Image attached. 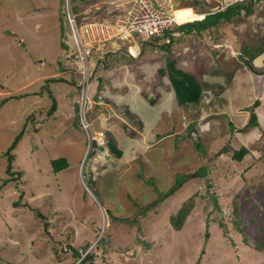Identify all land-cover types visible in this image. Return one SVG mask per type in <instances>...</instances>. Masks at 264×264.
<instances>
[{
  "label": "rangeland",
  "instance_id": "374dc122",
  "mask_svg": "<svg viewBox=\"0 0 264 264\" xmlns=\"http://www.w3.org/2000/svg\"><path fill=\"white\" fill-rule=\"evenodd\" d=\"M107 1L0 0V185L8 179L7 150L22 132L11 151L12 169L21 171V178L0 189V264H74V250L85 255L89 249L95 257L87 264H264V251L255 250L253 238H242L230 221L233 200L243 199L259 206L264 228V184L262 191L256 185L264 181V163L245 170L255 155L264 153V116L258 111L260 107L264 110V53L259 56L261 62L251 61L260 72L256 74L241 56L264 50V0L232 6L214 17H205L220 10L215 3L207 4L210 0H175L180 5L176 11L197 14L200 17L192 19L208 23L194 39L192 34H182L170 46L160 39L110 43L102 56L107 61L96 65L89 88L90 92L101 82L86 116L87 136L74 112L78 75L65 58L69 42L64 49L62 13L71 3L78 18L86 11L91 16L89 13ZM102 11L98 8L95 14L101 18ZM187 22L176 23L171 35L176 38ZM117 49L125 50L110 54L115 57L109 59L108 54ZM88 58L91 61L93 55ZM102 60L98 62L104 63ZM167 61H175L176 67L191 74L203 91H212L222 107L234 95L233 108L239 106L248 119L255 113L257 126L232 133L236 141L246 142L251 153L244 157L247 163L232 160L228 150L216 154L210 165L204 156L200 158L199 144L212 143L207 152L211 156L231 141L227 123L240 126L230 116L229 121L223 118L227 116L212 120L215 116L197 112V105H177L167 92L166 72L158 73ZM206 73L220 82L206 78ZM239 79L243 93L237 85ZM226 84L222 98H217ZM112 97H118L119 103L110 101ZM169 98L172 121L164 114L166 108L153 121L152 108ZM246 100H250L249 106ZM96 105L103 114L100 119ZM140 121L146 131L140 128ZM192 131L202 137L196 148L189 137ZM252 134L255 136L248 140ZM92 139L100 148L95 155L96 147L89 153L88 140ZM113 141L122 152L119 158L106 146ZM58 158H64L68 166L56 174L50 161ZM143 160L151 167L146 166L148 172L138 169ZM200 164L208 169H201ZM198 167L196 174L209 175L206 183L205 177L194 178L168 198L158 195L173 185L174 173L191 174ZM250 185L261 193L252 194ZM190 202L182 228L175 230L170 216ZM107 210L118 219L111 221ZM35 211L46 217L47 231ZM245 217L243 233L263 238L264 234L251 231L252 224ZM101 237L100 249L95 250Z\"/></svg>",
  "mask_w": 264,
  "mask_h": 264
},
{
  "label": "trees",
  "instance_id": "16d2710c",
  "mask_svg": "<svg viewBox=\"0 0 264 264\" xmlns=\"http://www.w3.org/2000/svg\"><path fill=\"white\" fill-rule=\"evenodd\" d=\"M72 6V4H71ZM236 6V5H234ZM232 7V6H231ZM194 9V8H193ZM191 9L189 11V13H191V11L193 10ZM225 10L221 11V12H218V13H214L212 15H208V16H205V17H214V16H217L219 15L220 13L224 12ZM245 13H247V10H244ZM194 20H198V19H190L189 21L190 22H187V24H185L184 27H180L181 28V32L180 34L174 38L171 33L169 34L168 33V38H169V43L166 45V46H170L174 40H176L177 38L181 37L182 34H192L193 35H197V33H201L202 30H204L206 28V26H208L207 22H203L202 20H198L195 22H192ZM181 24V23H180ZM64 48H66V45H63ZM262 48V47H261ZM264 49V47L262 48ZM125 50V49H124ZM127 50V49H126ZM119 51H121V49H117L115 50L114 52L112 53H109L108 56L110 54H113V53H116L118 54ZM264 51V50H263ZM128 52V51H127ZM131 52V49L129 51V53ZM132 55V53H130ZM259 53L255 54L254 52H243V55L242 58H243V62L245 63V65L247 66V68L252 71V72H256L253 65L251 64V61L255 58L256 55H258ZM248 55V57H247ZM66 60L68 61L69 64H72L74 61L73 59L71 58H68V57H65ZM245 58V59H244ZM103 61V60H102ZM106 59L105 61H103L104 63H101V61L97 62L96 65L98 66H101L103 64L106 63ZM168 64L166 65V68L164 67L163 69H160L158 73H162V72H166L167 74V77L169 79V82H170V86L172 88V91L174 92V97H175V100L177 102L178 105L182 106V105H188V104H192V105H197L199 104V102L201 101L202 99V96H203V87L196 81L194 80L193 76L191 74H189L188 72L184 71L183 69H180V68H177L175 66V61H167ZM96 65H95V71H96ZM207 70H204L203 72H206ZM98 89L99 88H95L93 90L90 89V92H89V96H90V99L91 100H96L97 98V94H98ZM79 92V91H78ZM151 103V102H150ZM256 105H258L257 101L254 103ZM55 105L56 103L54 102L52 108L53 110L55 109ZM52 108L50 109L49 112H52ZM78 111V106H76L74 104V112H77ZM79 122V120H78ZM141 122V121H140ZM257 121H256V117H255V113L254 112H251V114L249 115V119H248V122L244 125V127L242 129H236L234 130V126L232 123H228V128H227V131L229 133H235L237 134V132L247 128V127H250V126H257L256 125ZM80 125V122L78 123ZM140 124V123H139ZM81 127V126H80ZM141 129H143V131L145 130L144 128V125L143 123L141 122V126H140ZM232 128V129H231ZM83 129V128H81ZM209 129H207V132H208ZM83 131H85L83 129ZM235 131V132H234ZM21 133H19L15 138L14 140L12 141V143L10 144L8 150H7V161H6V168H5V174L8 176V179H4L2 184L0 185V189L2 188V186H4L6 183L8 182H11V181H18L20 180L21 178V175H22V172L21 171H13V167H12V161H13V154H11V151L15 148V146L17 145L19 139L21 138ZM88 136V135H87ZM232 136L235 138L234 141L231 142V144L229 142H226L223 147L221 149H219V151L217 153H213L211 156L208 155V151L210 150L211 146L213 145L212 143L209 144V145H206V143H202V144H199V138L202 139V137H200V135H198V132H195L193 133V131L189 134V137L194 140V148L197 147L198 150L197 151H200V155L201 157L200 158H203L202 156L205 157V161L208 163V165H210L215 157L217 156L216 154H226L227 150L230 151L231 155H230V158L232 160H235L236 162L240 163V162H246L244 160V157L247 156L248 153V149L246 148L245 145L243 144H240L241 143V139L240 141H236V136L234 134H232ZM255 135H251L250 136V139H252ZM214 141H216L217 139H213ZM244 140H242L243 142ZM234 142H240L239 143V148L236 147V148H232V144ZM95 144V145H94ZM109 144V143H108ZM90 145V151L89 153H91L92 151V148L93 147H96L94 152H93V155H95L96 151L99 150L100 148L97 146V143L95 141H92L91 140V143L89 144ZM108 149L116 156V157H121L122 155V152L120 150H118L117 146L114 144V141H113V144L108 146ZM207 148V151L204 152L205 150H202L200 148ZM196 150V149H195ZM255 153V152H254ZM251 154V153H250ZM249 154V155H250ZM210 156L208 158H206V156ZM257 158H255V161L252 163V162H248V163H252L251 165H247V169L245 170H248L250 169L251 167L250 166H256L257 163L261 162L262 159H263V156H264V153H261L259 156L255 155ZM93 157V156H92ZM261 159V161H259ZM247 163V162H246ZM258 163V164H259ZM50 165H51V169L54 173L58 174V172H60L61 170H64L67 168L68 164L66 162V160L64 158H58V159H53L52 161H50ZM201 166V169L203 168H207V166H202V164H200ZM199 166V167H200ZM199 167L195 170V172H191L190 173H174L173 177L175 176V179L173 181V185L164 193L162 192L161 194H158L160 196H164V197H170L172 196L177 190H179L181 187H183L184 183L188 182V181H191L192 179L194 178H197L198 181L203 179V181L205 180V183L209 180L207 179V177H209V175H207L206 177V174H196L199 169ZM208 169V168H207ZM213 179L215 176H212ZM97 182V181H96ZM94 183V182H92ZM253 184V183H252ZM264 184V181H261L259 182L258 184H256L259 189L262 191L263 190V187H261V185ZM256 185H250V187L253 189V192L252 194H259L261 193L260 190H258L257 186ZM152 188L155 190V186H154V183L152 184ZM259 192V193H258ZM165 194V195H164ZM237 199H238V196H237ZM245 201L242 199L240 201H237L236 199L233 200V208L231 210V215H230V221L232 223V227L234 228V230L240 234H242L241 236H243L242 238H248V239H251L253 238V247L256 249H259L261 251H264V235H262L263 238L261 239H255L254 236L250 235L251 237H248L246 236L245 233H243V230H242V225L244 223V217L246 218V222H250L252 225H251V231L252 232H256L257 231V234L260 233V234H264V228H263V224L261 223L262 219L260 218V214H259V206L258 205H255L254 203H251V202H248ZM217 208H219V206L217 205V203H215ZM245 204V205H244ZM251 205V206H250ZM191 207H192V202H190L189 204V207H183L181 208L174 216H170V224L174 227L175 230H180L184 224V221L185 219L187 218L188 214L190 213V210H191ZM36 213V217L38 219H40L43 223H44V228L46 231L48 230L49 228V222L47 221L46 217L44 215H42L40 212H37L35 211ZM106 215L108 218H110L111 221H116L118 218L116 216H114L109 210L105 211ZM130 218V217H129ZM127 218L125 219L126 222H128L129 224H133V220L130 221V219ZM261 219V220H260ZM248 222V223H249ZM221 223H223L222 225H220L224 230H226V223H224L223 221H221ZM251 232V233H252ZM208 236V235H207ZM244 239L245 243H248V241ZM101 241H103V238H98V240L96 241L95 243V250L96 249H100V244L102 243ZM85 248V251L87 249V245ZM73 257V262L76 263L78 259L81 258V260L79 261L78 264H87L90 260H92L95 256H94V251L90 250L88 253L86 252L85 255H81L80 253H78L76 250H74V255L72 256Z\"/></svg>",
  "mask_w": 264,
  "mask_h": 264
},
{
  "label": "built area",
  "instance_id": "2783aa9c",
  "mask_svg": "<svg viewBox=\"0 0 264 264\" xmlns=\"http://www.w3.org/2000/svg\"><path fill=\"white\" fill-rule=\"evenodd\" d=\"M121 1L111 5L102 11L99 18L95 10L88 15L87 11L74 14L73 7L69 3L63 10L67 28L68 50L67 57L73 59V68L77 71V88L79 89V117L85 131L89 130L85 114L88 106V91L93 79L95 62L102 60L110 43L129 40H147L163 36L167 37L176 24L173 16L174 0H116ZM221 9L233 4L254 2L257 0H217ZM99 19L98 21H96ZM102 19L108 20L104 24ZM114 29H113V28ZM110 29V30H109ZM113 29V30H111ZM168 42V40H166ZM93 59L89 61V55ZM82 107V109H81Z\"/></svg>",
  "mask_w": 264,
  "mask_h": 264
},
{
  "label": "crops",
  "instance_id": "0c3cea01",
  "mask_svg": "<svg viewBox=\"0 0 264 264\" xmlns=\"http://www.w3.org/2000/svg\"><path fill=\"white\" fill-rule=\"evenodd\" d=\"M191 38H193L194 39V37L195 36H190ZM264 53V51L263 52H261L259 55H256L255 56V58L252 60V62H254V61H257L258 60V62L260 61L261 62V57H259L260 55H262ZM109 57V59H111V58H114L115 57V55L114 56H108ZM178 68V67H177ZM255 69V68H254ZM255 74L256 73H260L259 71H257L256 69H255ZM207 72V71H206ZM234 73H235V71H234ZM207 75H208V77L207 76H205L206 78H209L211 81H213L214 83H218V81L220 80V79H211L210 78V75L208 74V73H206ZM233 76H236L235 74L233 75ZM237 78H238V76H237ZM205 81H207L206 79H204ZM210 80L209 81H207V82H210ZM220 82V81H219ZM240 83H241V80L239 79L238 81H237V85H239V87H240ZM100 84H101V82H100ZM227 85L228 84H226L220 91H219V93H218V95H217V98H222V96H223V92H224V89H226L227 88ZM98 86H99V84H98ZM98 86H97V88H98ZM250 87V86H249ZM169 88L170 89H168V93H169V96H173V98L175 99V97H174V92L172 91V88H171V86H169ZM210 88V87H209ZM251 88V87H250ZM208 89V88H207ZM239 89V88H238ZM240 89H241V87H240ZM239 89V91H241V93H243L244 92V89H241L240 90ZM262 90H263V88H262ZM205 94H206V96L204 97V95L202 96V99H201V101L199 102V104H197V106H198V109L200 110H198L197 112H199V113H207V114H210V115H213V116H215V118L214 119H212V120H215L216 119V117L217 118H221L222 116H227V117H223L224 119L226 118L227 120H228V116H230L231 118H232V121L235 123V124H237V125H239L240 126V128H237V127H235L234 129L236 130V129H241V128H243L244 127V125L248 122V117L245 115H242V113H244V112H241V111H239V106H237L236 108H233L232 107V103H233V100L231 99V97L232 96H234V95H229L228 97H227V102H226V104H224V107H222V105H221V103L219 102V100L218 99H216V98H214L211 94L213 93L212 91L210 92L209 90L207 91L206 89H205ZM211 93V94H210ZM112 100H114V102H118L119 103V98L117 97V99L115 98H111V100L110 101H112ZM169 100H170V98H169ZM250 100H246V105L247 106H249V104H250V102H249ZM121 102V101H120ZM175 102H176V100H175ZM150 103V102H149ZM162 103H164L165 105H163ZM230 103H231V105H230ZM172 103H171V100L170 101H164V99H162L161 100V102L160 103H158V108H152L153 110L151 111V113H152V115L154 116V118L155 119H153L152 118V120L153 121H156V117L157 116H160L161 115V112H162V110H164V108H166V110H167V112H165L164 114H165V116L166 117H168V120L169 121H172L171 120V116H172V112L169 110V108L170 107H172V105H171ZM177 104V103H176ZM149 107H151L150 105H148ZM95 109H96V114H97V116H99V119H100V116H102L103 114L102 113H99V109H100V107L98 106V105H96V107H95ZM260 110V115H263L264 116V110H263V108L262 107H260L259 109H258V111ZM246 113V112H245ZM171 115V116H170ZM202 116H203V114H201ZM152 116V117H153ZM101 121V120H100ZM219 122H221L220 120H218ZM229 121V120H228ZM229 123V122H228ZM227 123V124H228ZM150 125H151V123H150ZM145 128V130L144 131H146L147 130V128L146 127H144ZM235 132V131H234ZM222 136V135H221ZM229 136V135H228ZM251 136V135H250ZM250 136H249V138H248V140L250 139ZM234 137L232 136L231 137V141L229 142L230 144H231V142L232 141H234V139H233ZM242 140L243 139H241V144H243V145H245L246 146V142L245 141H243L242 142ZM236 144H238L239 145V143H236V142H234L233 144H232V148H236ZM136 149H140V146H138ZM137 153V152H136ZM138 153H140V154H142V151H139ZM255 161V160H254ZM254 161H252V163L254 162ZM259 161H261V159L259 160ZM261 162H263L264 163V160L262 159V161ZM259 163V162H258ZM257 163V164H258ZM146 166L148 167V169H150L151 167L149 166V163H147V161L145 162V160H143L142 162H141V164H140V166H139V170H143L144 168L147 170V172H148V169L146 168ZM187 166H188V164H187Z\"/></svg>",
  "mask_w": 264,
  "mask_h": 264
},
{
  "label": "clouds",
  "instance_id": "9594fccd",
  "mask_svg": "<svg viewBox=\"0 0 264 264\" xmlns=\"http://www.w3.org/2000/svg\"><path fill=\"white\" fill-rule=\"evenodd\" d=\"M113 1H115V0H109V1H107V2H104L103 4H101V5H98V8H102V10H104L106 7H108L109 5H111L112 4V2ZM260 1H262V0H260ZM173 3H174V7H173V11H174V9H176L177 7H179L180 5L179 4H177L176 2H175V0L173 1ZM210 3H215V7H217V6H219V2L217 1V0H210V2L208 1V3L207 4H210ZM245 3V2H244ZM97 8V9H98ZM97 9H95V10H97ZM226 10H228V9H226ZM225 10V11H226ZM94 11V10H93ZM205 13V12H204ZM206 13H209L208 11L206 12ZM214 13H218V12H216L215 10L213 11V12H210L209 14H206V16H208V15H212V14H214ZM63 15L62 16H64V13H62ZM61 16V17H62ZM62 22H63V28H64V30H65V39H66V42H64L63 41V43L66 45V48H67V43H68V38H67V35H68V33H67V28H66V24H65V22L62 20ZM176 25V24H175ZM175 27V26H174ZM171 31H173V28L169 31V32H167L166 33V35H167V37H163V36H158V37H154V38H150V39H155V40H158V39H160L161 40V43H163V45H167L168 43H169V38H168V33L170 34L171 33ZM196 35V34H195ZM166 40H168V42H166ZM139 42H141V43H144V41H146V40H138ZM213 41V40H212ZM124 42L125 41H119V44H124ZM134 42H137V40L135 39L134 40ZM116 43H118V42H116ZM66 48H64V49H66ZM121 51H124V49H121ZM65 68H67V67H65ZM158 70H160V69H158ZM100 79V78H99ZM169 81V80H168ZM100 85V84H99ZM169 86H170V82H169ZM76 88H77V84H76ZM78 91H79V89L77 88V93H78ZM79 99V95L77 94V97H76V99L74 100V104L76 105V106H78V103H77V100ZM95 101V100H94ZM92 102H93V100H91L89 103H88V106H87V111H89L90 109H91V107H92ZM177 103V102H176ZM178 105V104H177ZM78 112V114H77V117H78V119H79V122H80V124H81V119H80V117H79V111H77ZM87 120V119H86ZM88 123V122H87ZM81 126H82V124H81ZM82 128H83V126H82ZM84 129V128H83ZM86 132V135H88V131H85ZM92 141H94L93 139H92ZM88 143H91V140H88ZM90 146V145H89ZM106 146H107V142H106ZM108 148V147H107ZM109 150V149H108ZM110 151V150H109ZM111 152V151H110ZM122 156V155H121ZM82 181H83V184H85V181H84V179H82ZM85 188H86V191H88L89 190V188L88 187H86V186H84ZM94 247H95V244H94ZM90 251V249L88 250V252ZM87 252V251H86ZM87 252V253H88ZM81 260V258L80 259H78L77 260V264L79 263V261ZM75 264V263H74Z\"/></svg>",
  "mask_w": 264,
  "mask_h": 264
},
{
  "label": "bare ground",
  "instance_id": "6f19581e",
  "mask_svg": "<svg viewBox=\"0 0 264 264\" xmlns=\"http://www.w3.org/2000/svg\"><path fill=\"white\" fill-rule=\"evenodd\" d=\"M234 5H239V4H233V5H230L229 7H227V8H225V9H221V7H220V10L217 8V12H221V11H223V10H226V9H229L231 6H234ZM173 16H174V18H175V21H176V23H181V22H186V21H188V20H190V19H192L193 17H200L199 15H197V14H194V15H184V13H182V12H178V11H176V9H174V11H173ZM99 19H97L96 21H98ZM108 47H109V45H108ZM107 47V48H108ZM109 50H106V52H108ZM103 58V57H102ZM98 62V61H97ZM74 64V62L71 64V65H73ZM95 65H96V62H95ZM95 72V67H94V70H93V73ZM93 79H94V77H93ZM92 79V80H93ZM92 82V81H91ZM78 95L80 96V94H79V92H78ZM88 101L90 102L91 101V99H90V96H89V91H88ZM81 109H82V107H81ZM78 111H79V106H78ZM88 111L86 112V114H85V117L88 115ZM89 125V124H88Z\"/></svg>",
  "mask_w": 264,
  "mask_h": 264
}]
</instances>
